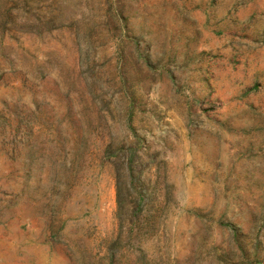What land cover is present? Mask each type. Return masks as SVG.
Masks as SVG:
<instances>
[{
  "label": "rangeland",
  "instance_id": "obj_1",
  "mask_svg": "<svg viewBox=\"0 0 264 264\" xmlns=\"http://www.w3.org/2000/svg\"><path fill=\"white\" fill-rule=\"evenodd\" d=\"M0 264H264V0H0Z\"/></svg>",
  "mask_w": 264,
  "mask_h": 264
},
{
  "label": "trees",
  "instance_id": "obj_2",
  "mask_svg": "<svg viewBox=\"0 0 264 264\" xmlns=\"http://www.w3.org/2000/svg\"><path fill=\"white\" fill-rule=\"evenodd\" d=\"M120 209H121V207H120Z\"/></svg>",
  "mask_w": 264,
  "mask_h": 264
}]
</instances>
